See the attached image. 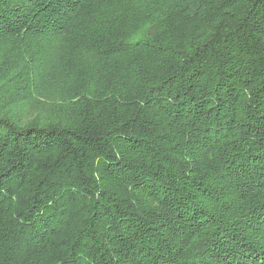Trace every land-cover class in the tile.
<instances>
[{
    "label": "trees",
    "instance_id": "1",
    "mask_svg": "<svg viewBox=\"0 0 264 264\" xmlns=\"http://www.w3.org/2000/svg\"><path fill=\"white\" fill-rule=\"evenodd\" d=\"M0 264H264V0H0Z\"/></svg>",
    "mask_w": 264,
    "mask_h": 264
},
{
    "label": "rangeland",
    "instance_id": "2",
    "mask_svg": "<svg viewBox=\"0 0 264 264\" xmlns=\"http://www.w3.org/2000/svg\"><path fill=\"white\" fill-rule=\"evenodd\" d=\"M0 52H1V51H0ZM1 55H2V54L0 53V57H1Z\"/></svg>",
    "mask_w": 264,
    "mask_h": 264
}]
</instances>
